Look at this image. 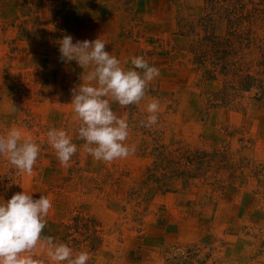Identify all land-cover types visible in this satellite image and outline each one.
I'll return each instance as SVG.
<instances>
[{"label":"rangeland","instance_id":"rangeland-1","mask_svg":"<svg viewBox=\"0 0 264 264\" xmlns=\"http://www.w3.org/2000/svg\"><path fill=\"white\" fill-rule=\"evenodd\" d=\"M65 35L159 69L139 104L107 98L128 157L83 150L70 104L92 69L61 60ZM153 98L158 121L141 126ZM12 127L41 151L32 175L0 157V202L49 197L42 236L87 264H264V0H0V135ZM50 128L77 145L68 166Z\"/></svg>","mask_w":264,"mask_h":264},{"label":"clouds","instance_id":"clouds-1","mask_svg":"<svg viewBox=\"0 0 264 264\" xmlns=\"http://www.w3.org/2000/svg\"><path fill=\"white\" fill-rule=\"evenodd\" d=\"M105 48L100 38L73 43V37L65 35L59 42L61 60L76 61L81 68L92 69L86 75L83 73V83L73 89L70 104L74 119L81 121L78 138L85 141L83 150L96 161L112 162L133 154L135 146L125 143L130 132L127 118L118 117L107 98L121 107L139 104L160 72L143 56L131 58L133 68L126 70ZM159 107V101L153 98L146 108L147 123L141 121V126L157 123ZM47 138L61 165L68 166L78 151L72 138L65 130L56 128L49 129ZM40 151L41 146L16 127L0 135V157H6L20 174L32 175ZM52 207L49 197L41 195L34 200L24 190L13 194L7 203L0 202V264H45L44 260L34 258L38 246L47 250L53 264H87L88 252L75 253L67 244L42 236Z\"/></svg>","mask_w":264,"mask_h":264}]
</instances>
